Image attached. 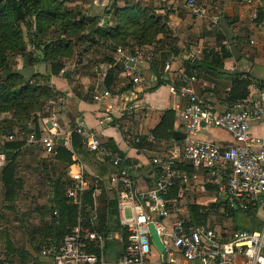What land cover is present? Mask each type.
<instances>
[{
  "label": "built area",
  "instance_id": "built-area-1",
  "mask_svg": "<svg viewBox=\"0 0 264 264\" xmlns=\"http://www.w3.org/2000/svg\"><path fill=\"white\" fill-rule=\"evenodd\" d=\"M114 2L111 0L110 4ZM186 7L193 16L203 12L197 0H186ZM256 17L255 11L253 18ZM144 48L117 46L111 50L112 63L103 61L92 65L93 82L87 92L93 101L104 103L109 109L99 122L113 121L108 101L115 95L122 96L118 113L124 120L115 126L119 125L127 141L136 145L143 135L136 132L133 124L135 101L142 91L165 80L164 85L184 101L180 117L185 137L164 153L150 158L153 180L145 189L135 184L133 166L117 167L111 173L97 176L110 198L117 202V218L122 229L102 234L79 223L63 238L59 247L53 248L52 264H153V249L159 255L160 264H264V221L259 229L221 232L216 229L218 221L210 218L206 224L192 223L189 211V204L196 202L189 195L192 183L200 181L197 192L214 195L208 202L216 203L223 198L227 205L241 211L246 212L249 205H253L264 213V139L253 137L250 132L253 121L264 119L263 105L260 101L244 99L232 106L223 105L220 110L214 102L200 95L195 87L197 75L186 72L184 61L193 62L199 58L202 48L172 53L159 75L146 70ZM174 63L177 65L171 66ZM116 66L119 67L117 74L120 73L123 82L126 80L127 83L120 84L119 88L110 87L117 90L113 92L104 81L108 70ZM229 90L230 87L225 92ZM43 122L38 119L39 134L35 126L29 127L27 122L26 129L16 126L2 136L3 141L25 138L26 143L39 145L48 158L54 159L60 146L58 140L68 141L72 150L71 136L76 133L86 151L92 154L105 151L111 155L99 135L80 120H74L71 125L67 122L69 126L66 127L55 114H50ZM208 127L226 131L233 142L220 145L200 140L197 134ZM147 137L153 139L150 133ZM0 157L3 159L4 154ZM119 161L114 156L113 167ZM186 168H190L192 174L186 172ZM70 178L75 181V186L68 196L79 203L78 193L88 189V182L79 172L70 174ZM176 182L178 189L171 196L170 190ZM208 183L216 185V189L207 190ZM93 198L96 212L98 201L94 193ZM126 209L130 216L126 215ZM150 224H153L163 250L154 244ZM107 241H116L120 249L106 248Z\"/></svg>",
  "mask_w": 264,
  "mask_h": 264
},
{
  "label": "trees",
  "instance_id": "trees-1",
  "mask_svg": "<svg viewBox=\"0 0 264 264\" xmlns=\"http://www.w3.org/2000/svg\"><path fill=\"white\" fill-rule=\"evenodd\" d=\"M117 2L118 0H115L114 3L106 8V16L110 14L113 16L111 22H104V26L100 27L94 26L92 21L89 22L81 14L82 20L79 23H74L71 18H74L81 11L69 9L57 0H0V113H11V118L0 122V128H2L0 134L12 132L16 126H22L23 129H26L24 122L29 119L33 120L35 131L39 134V117L36 113L31 115V112L42 110L45 100L59 94V91H53L44 82L48 81L50 75L57 76L64 69L62 58L72 55L77 41L83 39L87 42L84 44H94L96 41H101L110 50H114L117 46H126L128 38L133 39L136 44L142 46L152 45L165 38H171L174 41L167 23V16L156 13L155 9L150 5L141 2H126L125 6H119ZM16 6H19L23 12L21 19L17 17ZM31 18L34 19L33 23ZM88 23L91 24L87 26V30L90 26L92 27L89 28L85 35L82 31L84 24ZM23 25H25L26 30L32 36L30 43L34 46V51H27ZM55 27L61 32L57 35L58 40L56 41L52 40V37L48 38L50 35H55L51 34V32L49 33V30ZM74 35L77 38L75 43L70 39ZM159 36H162V38H159ZM46 38L50 41H42ZM215 40L217 41L216 46H218V49L204 47L199 58L193 62L184 61L187 73L195 72L198 79L206 76V74H215L216 72L218 74L219 70L223 69L225 60L233 56V53L222 43L226 39L221 37L220 34L216 36ZM173 49L175 50H171L173 53H178L175 47ZM36 50L43 51V59L36 54ZM18 56L27 66L45 63L48 66L47 74L36 73L40 75V80L35 79L30 83L25 81L24 76L17 73L14 66L17 64L16 57ZM165 59L166 57L150 59L149 70L155 75L161 74L164 70ZM102 60L109 63L113 62L111 57H106V59ZM4 70H7L6 75L3 74ZM118 71L119 68L117 66L108 70L104 81L108 88H114L115 74ZM251 83L252 80L249 74L235 76L230 90L227 93L225 92V104L232 106L246 99L249 95L248 88ZM164 84L165 80H159L158 84L151 90ZM78 91L75 90L77 94L82 95V92ZM175 118V110L166 109L159 123L150 131L153 137L160 140L173 139ZM143 144H146V139L141 137L140 142L135 146L140 149ZM25 145V138L6 141L2 144V153L7 160V164L1 172V180L4 187L3 199L7 202V206L4 209L16 215V221L20 223L23 230H26L28 240L37 253L43 254L42 251L45 250L53 257V248L59 247L63 238L79 223L102 234L122 229L117 218V202L107 194L101 180L92 183L88 189L78 193L79 203H75L68 196L69 190L75 186V181L67 174L68 167L74 163L73 155L79 153L84 159H93L90 152L84 149L81 139L76 133H72L71 136L72 150L63 145L58 147V153L54 158L57 161L56 165L52 164V166H49L48 164L40 163L38 190L43 191L44 196H46V204L41 206L35 204L33 210H26L25 213H22L19 206L20 203L17 204V202L18 196L22 195L20 192L23 190L26 181L23 177L18 176L17 159L24 152ZM103 146L111 153L108 160L100 162L93 159L91 161L93 164L99 165L102 168L101 171L104 172V164H110L113 169L135 164L132 159L126 157L125 153L117 147L112 139L107 140ZM114 156L120 159L115 167H113ZM185 171L192 174L190 168H186ZM178 185L179 183L176 182L171 188V196L176 193ZM206 187L209 191L216 189V185L210 183ZM96 188L100 192L97 211L94 212L93 193ZM222 203L227 205L226 200L223 198L209 205L196 202L190 203L191 222L194 224H206L211 213H219V205ZM227 206L229 211L226 213L229 214L225 218H229L235 211H241L239 208ZM255 208L256 206L249 205L248 211L241 212L247 215H254ZM30 211H36L40 214L41 218L37 225L32 224L30 221ZM219 218L220 220L223 219L221 216ZM262 224L260 222L253 228H241L232 224V231L259 229ZM113 247L120 249V245L116 241H107L106 248L111 249ZM4 249L5 254L14 256L13 259L18 257V264H43L41 258L33 257L24 247H16L8 236ZM0 264H3L1 260Z\"/></svg>",
  "mask_w": 264,
  "mask_h": 264
},
{
  "label": "crops",
  "instance_id": "crops-1",
  "mask_svg": "<svg viewBox=\"0 0 264 264\" xmlns=\"http://www.w3.org/2000/svg\"><path fill=\"white\" fill-rule=\"evenodd\" d=\"M107 7L110 5L111 0H99ZM135 2H141L148 4L155 9L156 13L167 16V22L172 32V37L178 39L175 48L178 52L192 51L196 48L211 47L218 49L217 41L215 40L217 35H221L226 40L222 41L223 44L233 53V56L225 60L223 69H220L218 74H206V76L198 78L195 83V87L200 95L214 102L218 109H222L225 104V89L230 87L232 80L239 74H249L252 83L249 86V95L245 100L248 101H260L264 107V0H252L251 2L239 1V0H197L202 6L203 12L198 16H193L189 13L186 7V0H134ZM125 1L119 0L117 4L123 5ZM98 4L97 0H74V4L90 5ZM79 10V9H78ZM81 11V10H80ZM257 12V17L253 18V13ZM108 19L105 18L104 22ZM161 37V36H160ZM162 38V37H161ZM171 38H165L163 42L167 43ZM145 48H150L146 47ZM237 55H239L237 57ZM146 66V64H144ZM177 65L176 63L171 66ZM147 67V66H146ZM119 68V67H118ZM223 73V74H222ZM42 74L46 75V73ZM61 75V74H59ZM59 75H50L48 81L54 83L53 88L60 92H66L64 98L67 102L69 96L75 98L76 115L73 119L68 120L71 125L74 120H80L84 125L92 129L99 137L104 141L112 139L117 147L123 151L127 158L134 161L133 164V177L135 184L140 189H145L151 184L153 175L151 174V166L149 164L150 158L157 153H164L173 144L179 142L175 138L169 140L149 139L147 134H151V130L159 123L163 112L166 109H174L176 113L174 129L182 132V121L180 117L181 108L184 101L177 95L173 94L167 85H161L158 88H149L141 92L139 99L135 101L136 109L133 116L135 122L136 132L143 135L146 139V144H143L140 149L135 145L129 143L123 136L120 126H115L117 122L122 123L124 117H119L118 106L122 103V96L115 95L108 102L112 107L111 114H113V121H107L100 123L105 113L109 109L106 108L104 103H97L93 101L88 93L91 89V83L93 77H82V84L86 85L85 92L82 95L77 94L73 89V92H67L61 89L55 83V79L60 81ZM87 75V74H85ZM113 86L119 88L123 82L122 75L115 74ZM69 77V76H66ZM54 79V80H53ZM47 81V82H48ZM110 88V87H109ZM111 89V88H110ZM113 92L117 90L111 89ZM88 91V92H86ZM74 102V101H73ZM89 104H86V103ZM81 103V104H80ZM74 104V103H72ZM90 119V120H89ZM140 121L142 123H140ZM67 122L62 124L63 126H69ZM253 137L258 139H264V119H257L253 121L250 129ZM4 134H0V155H2V144ZM153 136V135H152ZM200 140L215 142L220 145H228L233 142L231 136L224 130L215 127H208L202 132L197 134ZM150 142V143H148ZM148 143V144H147ZM70 149L68 141H64V144ZM42 150L39 145L26 143L24 152L17 159V173L18 176L21 165L23 164V158L25 154L31 152L34 147ZM2 153V154H1ZM102 154L99 156L98 154ZM93 159L100 162L107 161L109 156L105 151L90 153ZM41 157L45 160L51 161L56 165L57 161L48 158L43 150L41 151ZM93 159H84L79 153L73 155L74 163L68 167V176L70 174L82 173L88 185L90 186L94 182H98L97 176L105 173H111L114 169L110 164H104V172L102 168L97 164H93ZM7 160L5 157H0V189L4 194V187L1 180V172L5 168ZM97 184V183H96ZM98 187V186H97ZM28 188H23L20 194L26 193ZM99 189L94 191L96 201L99 199ZM204 197H209L208 201L213 198L212 193L201 192ZM195 197H193L194 200ZM196 202L200 204L197 198ZM206 201V202H208ZM3 207L7 206V202L3 199ZM27 201H24V204ZM19 204V201L17 202ZM3 212V209L0 208ZM7 212V211H5ZM9 212V211H8ZM40 215V214H39ZM232 228V227H231Z\"/></svg>",
  "mask_w": 264,
  "mask_h": 264
},
{
  "label": "rangeland",
  "instance_id": "rangeland-1",
  "mask_svg": "<svg viewBox=\"0 0 264 264\" xmlns=\"http://www.w3.org/2000/svg\"><path fill=\"white\" fill-rule=\"evenodd\" d=\"M59 2H61L65 7H68L69 9H79L81 10L80 13H78V15H76L74 18H71V21H74V23H79L81 19V15L84 16L85 14V18L88 19L89 22H93L94 26H100L103 27L104 26V19L107 18L109 23L111 22V20L113 19L112 14H110L109 16H106V8L107 5L105 6L101 1L97 0L98 4H94L93 6H86V5H80V4H74V0H57ZM125 2L123 3V5L127 3H131L134 0H124ZM120 5V4H119ZM85 13V14H84ZM81 14V15H80ZM32 23L34 22V19L31 18ZM168 23V22H167ZM91 24H84V29L82 31V33H84L86 35V33L89 31V28H91L92 26H90L87 30V26ZM34 29V28H33ZM23 32H24V39L27 42V51H34L35 48L34 46L30 43L32 40V36L30 35V33L28 32V30H26L25 25H23ZM51 32V34H55V35H50V37L52 40L56 41L57 39V35L60 32V30H58L56 27L52 28L49 30V33ZM162 37V36H161ZM159 36V38H161ZM70 39L73 40V43L76 42V35H74L72 38L70 37ZM170 41H168L167 43L163 42V40H161L160 42L154 43L152 45H144L143 47H150V48H144L143 52H144V57L146 62L144 61V63L146 64V70L150 73H152L149 70V60L153 59V58H164L166 57V61L169 58V56L173 53L172 51L174 50L173 48H177L176 47V43L178 41L177 38L173 37ZM42 41H50L47 38L43 39ZM87 43L85 42V40L81 39L79 41L76 42V47L74 48L72 55L71 56H64L62 58V61L64 62V69L59 73L61 75H59V77L61 78L60 81L57 79H53L56 83V85L58 87H60L63 90H66L67 92H73V89L75 90H79L78 92H85V88L86 85L82 84L81 78L82 77H90V74L92 73V65L96 66L98 64V62L102 63L103 60L102 59H106V57H111L113 59V53L111 52L110 49H108L107 47H105L101 41H96L94 44H84ZM126 43L128 46L129 45H139L136 44L135 41H133V39L128 38L126 40ZM87 45V46H85ZM142 46V45H139ZM172 50V51H171ZM175 51V50H174ZM37 54V53H36ZM39 56V55H38ZM16 62L17 64L14 65L15 69H24L26 67H31V66H27L25 65V63L22 62V59L18 56L16 57ZM105 63V62H104ZM108 64H110L109 62H107ZM106 64V63H105ZM35 70H34V74L36 73H46L48 72V66L45 63H36V65L34 66ZM3 74L6 75L7 74V70L3 71ZM30 77V79H27L26 77H24L25 81H29L33 82L35 79L36 80H40V75L36 74V76ZM87 74V75H85ZM69 76V77H66ZM127 82L126 80L121 83L122 85H125ZM44 84L49 85L53 91L57 92L58 90L54 89L53 86L55 87L54 83L51 81L48 82H44ZM156 86V85H155ZM154 87L153 85L150 87L152 88ZM87 92V91H86ZM66 92H60L59 94L52 96L51 98L45 100L43 106H42V110L39 111H34L31 112V115L36 113V115L39 117V121L40 123L43 122L44 119L48 120L49 119V115L50 114H55L56 118L59 120V122L61 124H64V122H67L68 120H71L75 117L76 115V106H75V98L74 97H70L68 98L67 102L64 98ZM84 94V93H83ZM74 101V102H73ZM74 103V104H72ZM81 104V103H80ZM86 104H89L88 102ZM11 118V113L9 112H2L0 113V122H2V120ZM90 120V119H89ZM182 121V120H181ZM28 122V123H27ZM29 124V127H33L34 122L32 119H29L28 121H25L24 124ZM2 124V123H1ZM44 125V122H43ZM2 126V125H1ZM0 130H2V128H0ZM10 132V131H9ZM2 134H8V132L6 133H2ZM34 149L31 150V152H27L25 154L26 157L23 158V164L21 165V168L19 170V174L21 177H23L25 179V185L24 188H28L26 193L19 195L18 196V201H19V206H20V210L22 211V213H25L26 210H30V209H34L35 204H37L38 206L44 205L47 202L46 196H44L43 191L38 190L39 188V184H38V171H39V166L40 163H44L45 165L47 164H51V161L48 159H43L41 157V149L33 146ZM99 156H102V154H98ZM70 177V176H69ZM202 183V182H201ZM200 186V181L194 182L192 183L191 189L192 191H190L189 195L191 197H195L199 200L200 204L203 205H209L210 202H206L208 201L209 197H204V195L199 194L201 192H197L198 188ZM194 198V200L196 201V199ZM24 201H27V204H24ZM3 194L2 191L0 189V208L3 209V212L0 211V260L2 261L3 264H18L17 260L18 257H15V259H13L14 256L11 255H7L4 252V245L6 242V238L7 236L10 238V240L13 241V244L16 247H24L25 249H27L33 257H38L41 258V261L43 262V264H52V257L46 253V255L43 254H39L37 253L34 249H33V245H31L30 241L28 240V235L26 233V230H23V228H21L20 223H18V221H16L15 219V214H12L11 212H8L6 209H4L3 205ZM229 207L225 204H220L219 205V213H211L212 215H210V219L212 220H216L218 221V225H216V229L218 231L224 232L225 230H227L228 232L232 230V224L233 225H237L241 228H253L256 227L258 224L263 223V219H264V213L262 211V209L260 208H255L254 210V215H247L244 212L241 211H235L233 215L229 216V218H225V216L229 213H226ZM7 211V212H5ZM126 215L130 216V211L129 209H126ZM223 217L222 220H220L219 217ZM41 216L39 215L38 212L36 211H30L29 212V219L32 222V224L37 225L40 221ZM19 261V260H18ZM151 262L153 264H160L159 261V255L157 252L154 251V249L152 250V259ZM28 264V263H27ZM31 264V263H29Z\"/></svg>",
  "mask_w": 264,
  "mask_h": 264
},
{
  "label": "water",
  "instance_id": "water-1",
  "mask_svg": "<svg viewBox=\"0 0 264 264\" xmlns=\"http://www.w3.org/2000/svg\"><path fill=\"white\" fill-rule=\"evenodd\" d=\"M16 13H17V17L19 19H21L23 17V12L21 11L20 7L19 6H16ZM36 53L41 56V58L43 59L44 58V55H43V51L41 50H36ZM34 68L31 66V67H26L24 69H18L16 70L17 73L23 75L24 77H26L27 79H30V77L33 76V74L35 73L34 72ZM173 137L177 140H181L185 137V135L181 132V131H174L173 132ZM58 143L60 145L64 144V139H59L58 140ZM149 229H150V233H151V238L154 242V244L160 249V250H163L164 246L163 244L160 242L159 240V237L155 231V228L153 226V224H150L149 226Z\"/></svg>",
  "mask_w": 264,
  "mask_h": 264
},
{
  "label": "bare ground",
  "instance_id": "bare-ground-1",
  "mask_svg": "<svg viewBox=\"0 0 264 264\" xmlns=\"http://www.w3.org/2000/svg\"><path fill=\"white\" fill-rule=\"evenodd\" d=\"M34 69H35V67L34 66H32Z\"/></svg>",
  "mask_w": 264,
  "mask_h": 264
}]
</instances>
